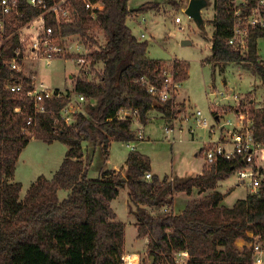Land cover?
Here are the masks:
<instances>
[{
	"label": "trees",
	"instance_id": "16d2710c",
	"mask_svg": "<svg viewBox=\"0 0 264 264\" xmlns=\"http://www.w3.org/2000/svg\"><path fill=\"white\" fill-rule=\"evenodd\" d=\"M91 1L102 5L94 18L80 0H73V22L58 24L52 17L46 19L55 35L78 36L88 47L96 48L87 58L91 68L101 64L96 81L84 76L75 81L74 92L87 105L70 124L60 114L69 102L67 92L57 96L56 90L54 97L45 99L46 112L41 114L35 113L26 89L12 92L7 88L22 77L5 61L18 45L16 30L40 11L24 7L20 22L8 26L9 38L0 48V264H120L125 224L115 221L111 202L124 188L128 212L136 221V237L145 242V260L153 258L150 264H175L173 254L178 251L188 252L190 264H248L252 247L239 249L236 240L264 245V178L257 193L247 194L231 207L221 204L228 192L213 191L190 200L178 214L163 211L165 206L172 207L175 194L214 189L218 181L243 166L241 161L218 160L206 165L200 175L173 180L152 176L147 181L144 175L151 171L150 159L132 150L122 171L105 170L99 179L87 177L84 143L91 151L98 148L105 164L111 142L137 139L131 122L118 118L120 110H136L142 124L153 110L165 119L183 110L182 105L159 102L141 84L142 77L160 84L164 63L147 56L148 43L138 40L126 23L132 14L155 10L158 4L146 2L129 9V0ZM181 2L171 0V5L177 7ZM214 10L210 55L205 62L214 67L249 65L264 91V62L257 52L264 30H250L247 52L242 55L227 44L233 21L230 1L215 0ZM95 28L103 34L102 45L91 34ZM173 67L180 83L188 78L186 62L175 61ZM252 120L254 137L263 145L264 98ZM32 139L47 144L58 141L67 149L52 177L39 176L21 198L22 185L14 181V174L22 150ZM59 190L67 191L62 200Z\"/></svg>",
	"mask_w": 264,
	"mask_h": 264
},
{
	"label": "rangeland",
	"instance_id": "374dc122",
	"mask_svg": "<svg viewBox=\"0 0 264 264\" xmlns=\"http://www.w3.org/2000/svg\"><path fill=\"white\" fill-rule=\"evenodd\" d=\"M189 0H183L177 7L165 6L155 11L140 13L126 20L132 34L140 41L148 43L147 56L159 60L165 64H175V61H183L188 64V78L183 81L175 94V105H182L183 110L176 112L171 118L169 132L165 131L166 121L156 112L148 114L147 122L142 124V139L135 142H112L109 149V157L106 163H102V154L99 149L91 153L87 151V144H83L84 160L88 164L87 177L97 178L99 172L106 169H119L125 162L130 151L127 145L135 146V150L146 155L150 159L151 173L159 179L176 173L178 176L194 175L199 173L206 162L203 147L211 139L215 141L219 137L218 131L210 135L208 129L196 126L192 117L196 111H200L208 119L209 127L217 128L224 121L232 125L237 123L233 112L241 113L239 124L247 125L248 120L253 118L254 112L262 108L264 91L258 76L253 73L249 65L243 63L219 64L217 67L205 62L210 55L211 38L213 35L212 19L215 14V0H206L207 6L202 10V27L185 14ZM142 0H129L128 7H137ZM160 11V12H159ZM178 17L180 23H175ZM144 21V22H142ZM143 28L145 30L143 31ZM144 34V39L140 35ZM91 34L102 45L104 37L100 29L95 28ZM80 40L78 36L68 38V43L73 44ZM186 42V43H182ZM95 47L84 44V51L91 54ZM258 56L264 62V39L257 42ZM73 54V53H72ZM64 55V56H63ZM73 56V57H72ZM69 56L67 53L60 54L59 58L51 61L49 66L45 62L29 64L27 71H35L39 82L60 94H69L73 98L74 83L77 80L78 68L76 66L77 55ZM70 57V58H69ZM87 63V62H86ZM88 64L84 65L87 69ZM89 80L96 81L101 64L91 68ZM97 72V74H95ZM83 77V76H82ZM212 94V98H211ZM237 96L239 102L232 99ZM184 102V104L182 102ZM78 105V106H77ZM87 102L76 104L78 112H85ZM73 106V108H75ZM220 117V122L215 120ZM133 125L132 129L136 130ZM193 131V133L190 132ZM66 146L56 141L53 145L45 144L40 140H31L22 150L15 169L14 181L22 185L20 197L25 196L30 184L38 177H50L55 171L66 152ZM201 150L200 156H195ZM257 162L264 172V143L258 154ZM123 168V167H122ZM122 168L120 170L122 171ZM247 183L248 180H245ZM236 176L232 174L221 183L219 190L227 193L224 204L230 206L238 197L248 194L246 184L237 185ZM231 188H233L231 190ZM67 191L60 190L58 198L64 199ZM186 196L178 195L173 201L175 213L183 211L186 205ZM111 208L117 215V221L125 224V251L139 255L145 261L146 250L144 240L137 239V231L133 225V217L128 214L127 189H121L118 196L111 202ZM173 212V213H174ZM238 248L250 247V242L237 241Z\"/></svg>",
	"mask_w": 264,
	"mask_h": 264
},
{
	"label": "built area",
	"instance_id": "2783aa9c",
	"mask_svg": "<svg viewBox=\"0 0 264 264\" xmlns=\"http://www.w3.org/2000/svg\"><path fill=\"white\" fill-rule=\"evenodd\" d=\"M73 0H52L49 3L46 0H25L21 3L19 0H0V48L8 40V26L17 20L20 22L23 17V8L31 7L40 11L39 15L34 19L20 25L16 30L18 45L12 57L6 58V64L13 71L22 73V77L17 81L9 84L7 88L12 92H23L26 89V96L33 104L35 113H45V99L54 97L56 90L45 86L39 82L38 75L35 71H27L29 64L32 66L36 63L45 62L46 66L51 64L53 59L59 58L60 54L77 55L76 66L78 68V76H84L89 79L91 75L90 64L88 62L87 52L84 51V42L80 39L75 41L74 45L68 43V37H61L54 34L52 26L47 25V17H52L58 24H66L73 22L76 17L75 8L72 5ZM85 9L90 11L92 18L95 17L96 11L102 8L100 2H92L91 0H80ZM232 12V27L230 37L227 44L236 52L244 55L247 52L249 32L253 28L264 30V0H229ZM20 19V20H19ZM175 23H180V19L176 17ZM80 38V37H79ZM141 39L144 34L141 33ZM73 53V54H72ZM89 55V54H88ZM64 56V55H63ZM87 62V63H86ZM88 64V68L84 69V65ZM174 64H162L160 68L161 83H151L145 78H141L140 82L145 86L147 93L156 98L161 103L171 102L175 104V94L180 86V82L176 80ZM95 68V67H94ZM79 78V77H78ZM74 89V88H73ZM74 91V90H73ZM57 94V96H59ZM73 98L61 110L60 114L66 124H70L76 113H78L76 104L85 102L83 96L73 93ZM232 99L239 102V98L235 95ZM75 106V108H73ZM237 118L236 124L229 121L222 122L217 128L209 127L208 119L200 111L192 114L197 127L208 129L212 135L216 131L219 133L217 140H209L202 149L205 162L207 165L213 164L218 160H238L243 166L236 170L239 180L242 184H246L248 194L257 193L261 181L264 178V172L261 170L257 159L262 143L254 137L253 120H248L249 124H239L241 113L233 112ZM221 116H216L217 123L220 122ZM118 118L126 119L131 125H136L134 130L137 139H142V123L136 110L129 111L122 109L118 112ZM171 117L166 118L165 131L171 129ZM193 133L192 130H190ZM152 175L146 173L145 180H151ZM245 180H248L246 183ZM163 211H172L170 206L164 207ZM251 260L248 264H264V245L253 242ZM175 264H190V257L187 251H178L173 254ZM146 261V260H145ZM138 254L133 252H123L120 256V264H143ZM150 264V260L146 261Z\"/></svg>",
	"mask_w": 264,
	"mask_h": 264
},
{
	"label": "crops",
	"instance_id": "0c3cea01",
	"mask_svg": "<svg viewBox=\"0 0 264 264\" xmlns=\"http://www.w3.org/2000/svg\"><path fill=\"white\" fill-rule=\"evenodd\" d=\"M183 1V0H182ZM146 2H155V3H157L158 4V8L157 9H155V10H150V11H158L160 8H162V7H165V6H169V7H173L172 5H171V0H142V2L139 4V5H141V4H143V3H146ZM138 5V6H139ZM137 6V7H138ZM136 8V7H135ZM134 9V8H133ZM160 10H162V11H164L163 9H160ZM160 12V11H159ZM202 12V11H201ZM135 15H138V14H132L130 17H133V16H135ZM142 22H144V21H142ZM213 26V25H212ZM145 30V28H143V31ZM141 39V38H140ZM141 40H143V39H141ZM52 61H54V59L52 60ZM211 98H212V94H211ZM180 102H182V101H180ZM183 104H184V102H182ZM154 111V110H153ZM154 112H156V111H154ZM157 113V112H156ZM161 118H163L159 113H157ZM164 120H165V118H163ZM133 127V126H132ZM143 138V137H142ZM32 140H35V139H32ZM31 141V140H30ZM135 141H137V139L135 140ZM135 141H132V142H135ZM56 142V141H55ZM55 142H53V143H51V144H48V145H53ZM115 142V141H114ZM127 143H129V142H127ZM45 144H47V143H45ZM111 144H112V142H111ZM131 150H135V146H131V145H127ZM111 147V146H110ZM67 148V147H66ZM110 149V148H109ZM94 150L95 149H93L92 151L94 152ZM87 151H88V148H87ZM92 151H91V153H92ZM141 153V152H140ZM142 154V153H141ZM200 154H201V150L199 151V152H196L195 153V156H200ZM109 157V156H108ZM126 160V159H125ZM62 162V161H61ZM151 163V162H150ZM61 164V163H60ZM60 166V165H59ZM206 166V165H205ZM122 167H124V164L120 167V168H122ZM59 168V167H58ZM57 168V169H58ZM120 168L118 169H112V170H115V171H119L120 170ZM57 169L55 170V171H53L52 173H51V175H50V177H47V178H51L52 177V175L57 171ZM203 169H204V167L202 168V170L199 172V173H195L194 175H200V174H202V172H203ZM106 170H110V169H106ZM103 171H105V170H103ZM103 171H101V172H99V175H98V177L97 178H93V179H99L100 177H101V174H102V172ZM150 174L152 175V176H154L151 172H150ZM235 176H236V179H237V181H238V184L237 185H240V184H242V182L239 180V177H238V175L234 172L233 173ZM190 176H193V175H187V176H178L176 173H173V174H171L170 176H166V177H168L170 180H173V179H178V178H187V177H190ZM39 177V176H38ZM37 177V178H38ZM36 178V179H37ZM229 178V177H228ZM35 179V180H36ZM34 180V181H35ZM225 180H227V179H225ZM225 180H222V181H218V183H217V185H216V187L214 188V189H207L206 191H201L200 189H194L193 191H192V193H191V195H186V194H183V193H178V194H175L174 196H173V201H174V199H175V197H177L178 195H185L186 196V204L190 201V200H192V199H195V198H199V197H201V196H203V195H205V194H207V193H212L213 191H218L219 193H221V194H226V193H224V192H222V191H220L219 190V187H221V183L222 182H224ZM33 181V182H34ZM32 182V183H33ZM31 183V184H32ZM30 184V185H31ZM233 188H231V190H232ZM27 191V190H26ZM60 191V190H59ZM58 191V192H59ZM228 194V193H227ZM247 195V194H246ZM246 195L244 196V197H238V199L237 200H240V199H244L245 197H246ZM24 197V196H23ZM226 197V196H225ZM225 197L223 198V200H222V202H221V204L223 205V206H226L225 204H224V199H225ZM236 200V201H237ZM235 201V202H236ZM235 202H233V204L235 203ZM233 204L232 205H230V206H226V207H231V206H233ZM111 206H112V203H111ZM173 206V205H172ZM186 206V205H185ZM166 207V206H165ZM171 209H172V211L174 212V209H173V207H171ZM175 213V212H174ZM116 214V213H115ZM128 214H129V212H128ZM175 214H178V213H175ZM129 215H131V214H129ZM132 217H133V219L135 218L133 215H131ZM115 221L116 222H119V221H117V215H116V219H115ZM135 223H136V221H135V219H134V221H133V225L135 226ZM136 229V228H135ZM248 235L250 236V237H253V235H252V233L251 232H249L248 233ZM254 239H256L255 237H253ZM243 239H238V240H236V242L237 241H242ZM252 243L253 242H250V247H251V245H252ZM240 249V248H239Z\"/></svg>",
	"mask_w": 264,
	"mask_h": 264
},
{
	"label": "water",
	"instance_id": "95a60500",
	"mask_svg": "<svg viewBox=\"0 0 264 264\" xmlns=\"http://www.w3.org/2000/svg\"><path fill=\"white\" fill-rule=\"evenodd\" d=\"M207 6L206 0H189L186 6L185 14L191 18L197 26L202 24V14L201 11ZM186 43V42H182ZM153 261L151 258L150 262Z\"/></svg>",
	"mask_w": 264,
	"mask_h": 264
}]
</instances>
